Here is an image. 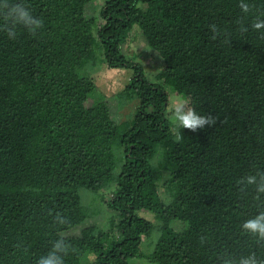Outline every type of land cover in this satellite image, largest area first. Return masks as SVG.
Instances as JSON below:
<instances>
[{
    "label": "trees",
    "instance_id": "16d2710c",
    "mask_svg": "<svg viewBox=\"0 0 264 264\" xmlns=\"http://www.w3.org/2000/svg\"><path fill=\"white\" fill-rule=\"evenodd\" d=\"M93 1L7 0L42 21L12 38L0 14V264H37L57 239L64 264H264L242 227L264 193L241 182L264 173V0H103L88 17ZM104 63L133 71L124 123L92 99ZM174 97L216 123L177 140Z\"/></svg>",
    "mask_w": 264,
    "mask_h": 264
},
{
    "label": "clouds",
    "instance_id": "9594fccd",
    "mask_svg": "<svg viewBox=\"0 0 264 264\" xmlns=\"http://www.w3.org/2000/svg\"><path fill=\"white\" fill-rule=\"evenodd\" d=\"M242 9L248 11V6L241 5ZM0 14L3 15L5 21H10L12 27L8 30L10 38L15 36L14 28L21 26L27 28L30 32L35 33V30L42 26V21L32 16L31 12L21 4L9 6L7 0L0 9ZM212 30H216V26L212 25ZM256 29L264 27V22L254 25ZM217 118L212 115L198 114L193 108L181 103L173 109V124L177 129L176 139H181L179 129H188L195 132L197 129H203L206 125L212 126L216 123ZM242 183L247 185H256L258 193H264V173H257V175H249L244 178ZM63 222V221H61ZM243 229L259 239L264 240V212H260L252 219L246 220ZM69 246L63 239L54 241L52 249L39 258L37 264H64L63 256L67 254ZM240 264H257L254 256L241 260Z\"/></svg>",
    "mask_w": 264,
    "mask_h": 264
},
{
    "label": "rangeland",
    "instance_id": "374dc122",
    "mask_svg": "<svg viewBox=\"0 0 264 264\" xmlns=\"http://www.w3.org/2000/svg\"><path fill=\"white\" fill-rule=\"evenodd\" d=\"M102 5H103V0L93 1L90 4V8L88 9L86 15L88 17L97 16L99 14ZM134 37H130L129 40L125 43V45L122 47L123 53L132 57L134 59L133 60L134 63L142 64L145 70L148 71L147 72L148 78H151L152 74L150 72H152L151 69L153 68L151 59H148L146 55H141L142 52L141 54L139 53V51L143 47V42L142 41H140L139 43L136 42V39ZM84 76H86V73L83 71L82 77ZM92 77L96 86V93L92 98L93 101L99 99V96H103L107 101V103L109 104L110 114L113 121L117 123H124L131 114V109L128 106L119 107L115 96L118 93L124 91L125 88L130 84V81L133 77V71L127 69H112V68L109 69L104 63L102 65V68L98 72L92 74ZM181 103L183 102L179 100L177 97H174L171 100V104L169 107V109L171 110L170 118L173 117L174 107L179 106ZM159 194L162 199L165 200L167 198V195H163L161 192H159ZM104 196L107 197L109 195L105 193ZM138 216L141 217L142 219L149 221L155 227V229L160 228V226L162 225L161 220L156 215H153L149 212H139ZM173 226L177 230H182L184 228V225L179 222H176ZM83 227L85 226L81 225L75 228L74 230H72V232L75 233V235H78ZM143 241L148 242L146 237L145 238L143 237L142 242ZM92 260H95V257L90 255L88 256L86 263H91ZM135 264H143V263L142 261H135Z\"/></svg>",
    "mask_w": 264,
    "mask_h": 264
}]
</instances>
